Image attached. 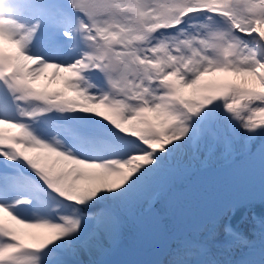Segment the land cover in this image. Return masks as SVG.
<instances>
[{"label":"snow or ice","instance_id":"1","mask_svg":"<svg viewBox=\"0 0 264 264\" xmlns=\"http://www.w3.org/2000/svg\"><path fill=\"white\" fill-rule=\"evenodd\" d=\"M217 124L264 137V0H0V264H70Z\"/></svg>","mask_w":264,"mask_h":264},{"label":"water","instance_id":"2","mask_svg":"<svg viewBox=\"0 0 264 264\" xmlns=\"http://www.w3.org/2000/svg\"><path fill=\"white\" fill-rule=\"evenodd\" d=\"M258 137L239 154L217 166L189 169L168 185L151 205L157 248L167 246L178 236L206 222H216L227 209V222L236 224L251 211L264 218V158Z\"/></svg>","mask_w":264,"mask_h":264},{"label":"rangeland","instance_id":"3","mask_svg":"<svg viewBox=\"0 0 264 264\" xmlns=\"http://www.w3.org/2000/svg\"><path fill=\"white\" fill-rule=\"evenodd\" d=\"M212 79V77H205V81H209ZM60 86L61 85L59 82H56L52 85L53 88H59ZM161 176L157 179H160ZM156 180H154L147 189H154L158 191L159 186L155 183ZM84 223L87 230H91L93 228L94 222L90 218L85 220ZM243 229V233L247 237L246 223L243 224ZM178 242L179 241H177L176 243ZM101 244L104 246V248L100 247ZM262 244H264V242ZM175 245L173 249L177 248V244ZM171 246L169 248H171ZM132 248H136L138 251H132ZM104 249L107 250V252H109L111 249H114V251L110 254H101V251H103ZM127 250H129L128 255L125 253L128 252ZM148 250H152L150 224L145 223L139 231L132 230L125 225L124 217L119 212V223L114 233H105L102 237H98L96 242H94V244L89 248L77 246V252L75 255L68 253L64 258L70 263L72 261H75L78 264H82L89 258L95 260L96 264H137V262H141L143 259L146 260L145 257H147L148 255ZM250 251H252V247H247L244 250V254H247ZM211 254L213 255L212 250ZM102 255H105V257H103ZM166 256L167 252L164 253L160 258H162V260L164 261ZM159 259L155 260L153 257L147 258L144 263L164 264L162 263V260Z\"/></svg>","mask_w":264,"mask_h":264},{"label":"trees","instance_id":"4","mask_svg":"<svg viewBox=\"0 0 264 264\" xmlns=\"http://www.w3.org/2000/svg\"><path fill=\"white\" fill-rule=\"evenodd\" d=\"M214 129L217 130V134L216 135H208L205 136L199 143V145L197 146V152H204V157L208 163H213V164H219L223 161H225V159L227 158L228 153L224 150L223 146L220 144H218L217 149H215L213 152H209L208 151V147L210 145L211 142L213 141H219V139L222 137L223 132L225 131L224 127L222 125H214ZM237 146L236 149L237 151H240L243 148V139L239 138L238 140H236ZM186 150V158L185 161L183 163H178L176 161V159L170 160L169 162L172 163L173 166L180 168L181 170L186 169L187 167H189L192 163H197V165H199L200 160L196 159L193 156L194 153V149H192V147H185ZM173 179L176 177V173L173 174ZM148 206V196L147 193L142 192L138 198H134L133 201L127 205H123L121 206V208L119 209L123 215H125V217L127 218V224L131 225L132 227H134L137 230H140L141 228V224L140 222L136 221V217L138 219H148L149 216L147 214V212H145L146 207ZM140 214V216H138ZM250 223L252 224V226L255 225L257 229L258 224L254 223L253 221H250ZM262 226L264 227V223L262 224ZM186 257V254H178V255H174L172 258V261L175 262L177 260L183 261L184 258Z\"/></svg>","mask_w":264,"mask_h":264}]
</instances>
